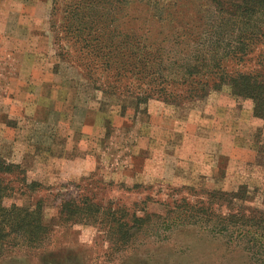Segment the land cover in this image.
<instances>
[{
	"label": "rangeland",
	"instance_id": "obj_1",
	"mask_svg": "<svg viewBox=\"0 0 264 264\" xmlns=\"http://www.w3.org/2000/svg\"><path fill=\"white\" fill-rule=\"evenodd\" d=\"M174 6L191 12L195 3ZM52 8L53 0H0V160L36 185L32 191L8 175L12 202L40 201L51 229L40 248L15 249L0 264H250L222 239L167 222L174 206L208 203L215 193H243L236 208L264 212V119L252 100L227 88L140 104L106 93L109 74L99 70L93 84L59 56ZM66 200H87L115 220L123 211L155 215L157 231L145 226L125 246L100 223L63 221Z\"/></svg>",
	"mask_w": 264,
	"mask_h": 264
},
{
	"label": "trees",
	"instance_id": "obj_2",
	"mask_svg": "<svg viewBox=\"0 0 264 264\" xmlns=\"http://www.w3.org/2000/svg\"><path fill=\"white\" fill-rule=\"evenodd\" d=\"M193 2L188 12L176 11L168 0H53L51 27L59 56L78 64L93 84L99 70L106 72L103 91H120L138 104L155 97L203 99L227 88L237 99L252 100L254 116L264 119V0ZM8 175L32 191L36 187L22 178L18 166L0 160V258L18 248H40L51 232L40 201L32 206L12 202L15 182ZM228 195L174 206L168 227L198 228L222 239L228 252H241L250 264H264V212L236 208L233 202L245 200L243 193ZM123 213L115 220L87 200L62 203L63 221L100 223L125 246L145 226L157 231L156 223L150 226L155 215Z\"/></svg>",
	"mask_w": 264,
	"mask_h": 264
}]
</instances>
